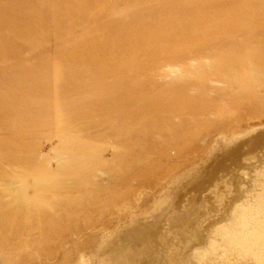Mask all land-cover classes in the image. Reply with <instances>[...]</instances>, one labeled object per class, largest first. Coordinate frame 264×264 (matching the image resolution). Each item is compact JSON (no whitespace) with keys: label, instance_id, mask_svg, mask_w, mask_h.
Masks as SVG:
<instances>
[{"label":"rangeland","instance_id":"1","mask_svg":"<svg viewBox=\"0 0 264 264\" xmlns=\"http://www.w3.org/2000/svg\"><path fill=\"white\" fill-rule=\"evenodd\" d=\"M222 224L263 241L264 0H0V264H256Z\"/></svg>","mask_w":264,"mask_h":264},{"label":"bare ground","instance_id":"2","mask_svg":"<svg viewBox=\"0 0 264 264\" xmlns=\"http://www.w3.org/2000/svg\"><path fill=\"white\" fill-rule=\"evenodd\" d=\"M263 184V183H262ZM257 197V196H256ZM258 199V198H257ZM255 200V199H254ZM244 201V200H243ZM261 201V200H260ZM258 204V203H257ZM240 207L241 208H243V209H241V211H246L247 210V207L246 208H244V206H243V204H241V202H240ZM237 206H238V204H237ZM253 206V205H252ZM258 206V205H257ZM236 207V206H235ZM239 207V206H238ZM259 207V206H258ZM248 208H249V205H248ZM239 209V208H238ZM236 211H238V210H236ZM252 212V211H251ZM256 212H257V210H256ZM260 212V211H259ZM240 213V212H239ZM255 213V212H254ZM236 214H238V212H236ZM256 214V213H255ZM242 215V214H241ZM239 217H242V216H239ZM247 217V216H246ZM252 217V216H251ZM255 217V216H254ZM258 217V216H257ZM260 217V216H259ZM245 218V217H244ZM256 218V217H255ZM242 219V218H241ZM241 219H240V222H241ZM258 219V218H257ZM256 219V220H257ZM239 220V219H238ZM253 220V219H252ZM239 222V221H238ZM226 223V222H225ZM229 223H232V222H229ZM254 223V222H253ZM252 223V224H253ZM237 224V223H236ZM243 224H245V223H243ZM243 224H240L241 226L243 225ZM258 224V223H257ZM257 224H256V226H257ZM231 225H233V224H231ZM241 226H239V227H241ZM237 227V226H236ZM248 227V226H247ZM243 228H244V226H243ZM242 228V229H243ZM253 228V227H252ZM257 228V227H256ZM233 229V228H232ZM235 229V228H234ZM233 229V230H234ZM240 229V228H239ZM216 230V229H215ZM214 230V231H215ZM217 230H218V232H219V234L221 233V235H225V236H227L228 237V239L230 238V237H232L233 239H236L237 241H238V244H239V246H240V250L242 251V254L244 255L245 253H247V254H249V255H251V257H252V260L256 263V264H264V238L262 239L263 241H260V240H255L254 238L256 237V234L257 233H255V231L254 232H251V233H243V232H241V231H243V230H241V231H237L236 233H233V232H230V226H228V225H226V224H222V225H219L218 227H217ZM252 230V229H251ZM259 230V229H258ZM246 231V230H245ZM261 231V230H260ZM231 233H233V234H231ZM214 234V233H213ZM230 235V236H229ZM259 235V234H258ZM220 236V235H219ZM222 237V236H221ZM226 238V237H225ZM225 238L222 240V241H224L225 240ZM221 239V238H220ZM211 240H213V239H211ZM226 241V240H225ZM213 241H211V243H212ZM214 243V242H213ZM219 243V242H218ZM220 244V243H219ZM210 247H211V244L209 245ZM213 246V245H212ZM220 246V245H219ZM235 246V245H234ZM203 250V249H202ZM235 250V249H234ZM211 251H213V250H211ZM205 252H207L206 250H205ZM202 253V252H201ZM212 253H214V252H212ZM207 254V253H206ZM196 256V255H195ZM203 256H201V259H203L202 258ZM198 260V259H197ZM220 261H222V260H220ZM229 261V260H228ZM204 262V261H203ZM84 264V263H83ZM225 264H226V262H225ZM227 264H233L232 262H229V263H227Z\"/></svg>","mask_w":264,"mask_h":264}]
</instances>
